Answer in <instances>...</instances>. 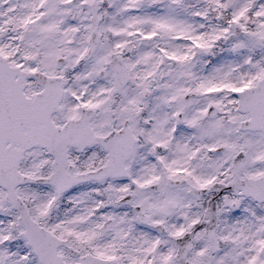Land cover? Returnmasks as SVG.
<instances>
[{
    "label": "snow or ice",
    "instance_id": "obj_1",
    "mask_svg": "<svg viewBox=\"0 0 264 264\" xmlns=\"http://www.w3.org/2000/svg\"><path fill=\"white\" fill-rule=\"evenodd\" d=\"M0 264H264V0H0Z\"/></svg>",
    "mask_w": 264,
    "mask_h": 264
}]
</instances>
